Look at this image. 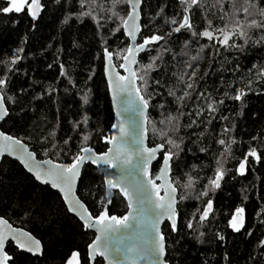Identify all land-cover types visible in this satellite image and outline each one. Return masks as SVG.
Listing matches in <instances>:
<instances>
[{"label": "trees", "instance_id": "16d2710c", "mask_svg": "<svg viewBox=\"0 0 264 264\" xmlns=\"http://www.w3.org/2000/svg\"><path fill=\"white\" fill-rule=\"evenodd\" d=\"M5 7L9 2L0 0V92L8 109L1 130L39 159L68 163L84 147L104 152L114 120L104 50L119 67L129 44L122 30L127 0H42L35 21L27 7L4 13ZM141 16L139 40L162 36L136 65L138 77L146 71L138 88L149 106L148 144H162L171 154L178 189L177 229L162 226L166 261L264 264V0H143ZM185 16L191 27L172 31ZM253 20L260 26H250ZM206 29L236 34L221 46L201 36ZM253 149L259 159L247 155ZM218 168L223 178L212 189ZM77 194L94 217L102 211L105 186L93 165L83 167ZM209 200L212 210L201 220ZM238 208L244 211L237 232L232 223L240 225ZM126 210L116 194L108 213L122 216ZM0 216L43 246L42 255L33 256L9 242V264H65L74 251L80 264H90L94 232L68 211L57 191L8 157L0 162ZM94 264L104 262L96 258Z\"/></svg>", "mask_w": 264, "mask_h": 264}, {"label": "snow or ice", "instance_id": "6c2138e0", "mask_svg": "<svg viewBox=\"0 0 264 264\" xmlns=\"http://www.w3.org/2000/svg\"><path fill=\"white\" fill-rule=\"evenodd\" d=\"M9 2L11 6L2 9L4 13H11L13 11L19 13L23 11L25 6H27L28 11L32 15L33 19H36L40 7L39 0H31V3H29L28 0H9ZM138 3L139 0H135V2L131 3L133 11L129 13V19L123 21L125 30L133 40L136 38L135 32L129 30L127 26L130 20L138 19V13L136 11ZM195 4H197V0H191V5ZM33 5L36 6L37 11H33ZM247 11L248 9H245V12ZM172 23L176 24L177 21L173 20ZM250 26L259 27L260 25H258L257 22L253 20L250 22ZM186 27H191L188 16L184 17L183 22L180 23L179 26L174 29V31L179 32ZM138 31L139 29L137 28L136 32ZM223 31L224 30H221V32ZM235 34L236 33L225 34L223 39L219 40L218 42L221 44H226ZM201 35L207 37L210 40L213 39L212 32L210 31L206 30ZM239 35L246 36V33L241 31ZM160 39H162V37L153 35L150 38H145L144 43L138 47L133 46L127 49L128 55L123 56L125 63L121 64L120 67L125 68V70L128 71L127 65L129 61H131V63L137 62L134 58V52L146 50L147 45L155 43ZM105 55L109 61L112 59L113 54L108 52L107 49H105ZM12 63H16L15 58L12 60ZM152 67V64L147 65L148 70H151ZM61 74L63 75L64 73L62 72ZM144 75H146V71L139 77H137V73L135 71H130L129 77H119L120 81H126V83H121L118 86L121 92L127 93V96L122 97L121 99V103L125 106L124 110L126 112H139V114H143V109H135L132 107L134 104L132 99L133 90H135L136 97L139 98L140 103L144 107L147 106V100H145L140 94V90L139 88H136L135 84L137 79L143 80ZM3 84L4 80H0V85ZM188 87L191 88V85H188ZM187 95L188 93H185V96ZM241 95H243V93ZM240 98V95L235 97L237 100ZM209 109H212L211 105H209ZM6 115L7 110L4 107L3 98L0 96V119H3ZM129 119H131V116ZM114 127L116 126L114 125ZM118 127L120 133L119 137L112 136L110 139H107L108 143L118 141L115 149L110 148L108 149V152L103 155H78L71 165L51 164V162L48 161L46 163H49L51 166L47 170L43 172L36 171L34 174L36 179L41 183H51L53 188L59 189L60 192L64 193V199L68 201L69 210L75 212L82 221H85L86 228H95L102 234L103 243H101V236H98L96 241L89 245L90 251H92L94 254H98L106 259L109 258V247L111 245L112 252L122 256L128 261V264H137L138 261L149 260L153 257H155L158 261L159 257L164 253V237L163 235L159 234V224L161 223V220L164 217H167L172 222L173 230H176V222L173 219V217L176 215L174 208L175 197L173 195L176 189L173 187L171 182L165 181L163 185L165 189L164 196L159 194L160 187L157 186L153 179L149 178L148 170V164L151 160L155 159V153L157 149L131 147L132 145H138L141 143V141L134 133L126 130L123 123H121ZM0 136H3V134L0 133ZM85 139H87V137H85ZM3 141V145H0V159H2L5 152L14 155L16 147L21 145L19 139H13L11 136H3ZM168 142L174 144V141L169 140ZM220 143L224 144L225 142L221 140ZM162 147L163 145L158 146V148ZM24 151L27 152V149H24ZM81 151L86 154L91 153L90 148H84ZM247 155L259 159L255 149L250 151ZM17 158L21 159V161L25 163V166L28 167L29 171H33V168L28 164L24 157ZM169 160L170 154L166 153L164 156L165 169L162 171L161 175L156 176V180H161L163 178L165 172L167 171ZM85 161H91L93 164L103 165L106 166L107 169L112 170L106 180L107 191L110 193V195L106 197V200H113L116 194L123 196V198L127 201V207L130 209L128 214L123 218H117L115 215L109 217L106 210H104L101 211V214L94 223H88V221L92 220V216H88L87 220H85L83 215H80V213L76 212V208L73 207L72 202L69 201V194L71 192L72 184L79 176V167ZM246 163L247 157H245V160L240 163L241 175H243L245 172ZM222 178L223 171L218 168L215 180L209 181L212 189L220 187V180ZM125 184L131 185L132 190H129L128 187H125ZM191 184L192 181L189 180L185 187H191ZM207 194V192L203 193V195ZM153 197H155V199H153ZM76 203L79 204L78 201ZM79 207L82 208L83 205H79ZM211 209L212 202L209 200L207 207L200 216V219H206ZM85 211L87 210L85 209ZM236 211L237 214L241 216V222L239 226H237L235 223H232V227L238 232L243 227L242 214L244 209L238 208ZM235 219L236 217L234 216L233 220ZM106 221H108V223H105ZM0 225L6 226L5 230L0 231V264H7V261L11 259V257L3 252L5 240L8 238V233H12L13 238H15V233L19 232L21 236L27 237V241L23 243L18 242V246L21 249L32 253L33 255L40 253L41 245L39 240L34 239L26 232L13 230L11 226L8 225L7 221L3 219H0ZM191 227L192 225L189 224V228ZM151 231H156L157 235L159 236V242L156 244L155 248L150 246ZM141 242L145 245L143 252L137 248V244ZM78 256L79 253L74 251L72 256L67 261V264H74V262L78 260Z\"/></svg>", "mask_w": 264, "mask_h": 264}, {"label": "water", "instance_id": "95a60500", "mask_svg": "<svg viewBox=\"0 0 264 264\" xmlns=\"http://www.w3.org/2000/svg\"><path fill=\"white\" fill-rule=\"evenodd\" d=\"M183 1L184 0H179L180 3H183ZM41 2H42V0H39L40 7H39V10H38V15H39L40 10H41ZM133 2H135V0H127V5H128L129 12H128V14H127V16H126V18L124 20H128L129 19V13H131L133 11L132 6H131V3H133ZM142 3H143V0H139V3H138L137 8H136V11L138 13V19L130 20L129 23H128V26H127L129 30L135 32V35H136L135 40H133L131 38V36L128 34V32L125 30L124 23L122 24L123 34H124L125 38L128 39V41H129V44H128V48L127 49H129L130 47H133V46L138 47L139 45H141V44L144 43V39L145 38H150V37H145L142 40H139V36H140V33H141V19H142V16H141V6H142ZM33 11H37L35 5H33ZM38 15H37L36 19L38 18ZM31 17H32V15H31ZM32 19H33V17H32ZM36 19H33V20L35 21ZM137 28L139 29L138 32H136V29ZM174 29L175 28H173L172 31H174ZM206 30L212 32L213 37H217V35L214 34V31L209 30V29H206ZM206 30H204V31H206ZM228 33H236V32H234V31H227V32H225V33L222 34V39H223V36L225 34H228ZM201 36L203 38L207 39V40H210L207 37H204L203 35H201ZM160 37H162V36H160ZM159 41L147 45L146 46V49L148 47L152 46V45H155ZM144 51L145 50L139 51V52H134V58H135V60L137 62H138V59H139L140 55ZM126 55H128V52L127 51L124 54V56H126ZM137 62L136 63H131V61H129V63L127 65L128 71H126L125 68H122L120 66L119 67L116 66V64L114 63L113 55H112V59L109 61V59L105 55V50H104V76H105V79H106V83H107V87H108V92H109V97H110V100H111V106H112L113 116H114L113 124L111 126V131L107 134V137L104 138V142L108 146H107V149L104 152H102V153L96 152L93 148L84 147V148H90L91 149V153H87L86 154V153L80 151V153L78 155H81V156H83V155H91V154L103 155V154H105V153L108 152V149H110V148L111 149H115L116 146H117L118 141H113L112 143H108L107 142V139H110L112 136L119 137V134L120 133H119V127L118 126L121 123H123L125 129L128 130L131 133H134L136 135V137L141 141V143H139L138 145H132L131 147H133V148L139 147V148H142V149L143 148H147V149H157V151L155 153V159L151 160L149 162V164H148L149 178L153 179L154 182L157 184V186L160 187V193L159 194L161 196H164L165 189H164L163 185H164L165 181L171 182L172 185H173V187H175V185L172 182V178H171V154L168 153V154H170V160H169V164L167 166V171L165 172L163 178L161 180H156L155 179L156 176L161 175L162 171L165 169L164 156H165V154L167 152L164 151L165 150V147L164 146L162 148H158V146L159 145H162V144H156L154 146H149V144H148L147 113H148L149 106L147 104V106L144 107L140 103L139 98L136 97L135 90H133V92H132V99L134 101V104L132 105V107L135 108V109H143V114L142 115L139 114V112H133V113L126 112L124 110L125 109V106L121 103L122 97H126L127 96V93L121 92L119 90V87L118 86L121 83H126V81H124V82L120 81L119 80V77L120 76H124V77L127 78L130 75V71H135L136 72ZM124 63H125V61L122 58L121 64H124ZM135 84H136V88H138V79L136 80ZM140 94L143 96V94L141 93V91H140ZM0 96H2V98H3V104H4L5 109L7 110V115H8V109H7V106H6L5 101H4V96H3V94L1 92H0ZM7 115L4 116L3 119H0V133H2L3 136H11L13 139H18L17 137L12 136V135H10V134H8V133H6V132H4V131L1 130V122L7 117ZM130 116H131V119H129ZM114 125L116 127H114ZM3 136H0V145H3V143H4ZM20 142H21V145L16 147V150H15V154L14 155L13 154H8L7 152H5V154L3 155V157H8V158H10L12 160L17 161L24 168V170L27 173H29L30 175H32L34 177V179L39 184H41V185H48L53 190L57 191L60 194V196L62 197V199H63V201H64V203H65L68 211L72 215H74L84 225V227H85V221H82L80 219V217L75 212H72V211L69 210L68 201H66L64 199V193L60 192L59 189L53 188L51 186V183H48V184L41 183L40 181H38L36 179L35 174H34L36 171L43 172V171L47 170L51 166L49 163H46L48 161H50L51 164L71 165L75 161V159L73 161H71V162H68V163L57 162V161H54L51 158L39 159L37 157V155L30 149V147L25 142H23L22 140H20ZM84 148H82V149H84ZM24 149H27V152H25ZM160 154H162V158L160 160V164H159V167H158L157 172L153 175L152 174V165L159 160ZM17 157H24L27 160L28 164L33 168V171H29L28 170V167L25 166V163H23L21 161V159H19ZM1 160L2 159H0V162H1ZM86 164L93 165L94 167L97 168V170L99 171V173L102 174L103 181H104V186H105V198L108 195H110V193L107 191L106 180H107V177L111 173L112 170L111 169H107L106 166L96 165V164L91 163V161H85L83 164L80 165V167H79V176L76 178L75 182L72 184L71 192L69 194V201H71L72 202V206L76 208V212L80 213V215H83L85 217V220H87V217L88 216H92V220L91 221H88V223H94L95 220L101 214V212L97 216L94 217L90 213V211L88 210V208L85 205V203L79 198V196L77 194L78 183H79V180H80V177H81V173H82L83 167ZM125 187H128L129 189H131V185H128V184H125ZM175 189H176V191H175V193L173 195L175 197L174 208H175L176 215L173 217V219L176 222V229H177V224H178V213H177L178 189L176 187H175ZM153 199H155V197H153ZM77 201L79 202V204L76 203ZM111 202H112V200L111 201L106 200L105 201V205H104V207L102 209V211L106 210L107 215L109 217L113 216V215H110L108 213V207L111 204ZM125 202H126V205H127V201L126 200H125ZM79 205H83V207L81 208V207H79ZM206 207H207V205H206ZM85 209L87 211H85ZM129 211H130V209L127 207L126 212L122 216H117V215H115V216L117 218H123L125 215L128 214ZM0 219H3L5 221H7L8 225H10L13 230H20L22 232H26L31 237H33L34 239L39 240L34 235H32L29 231L25 230L24 228L13 226L4 217L0 216ZM165 222H168L169 225H170V227L172 228V222H171V220H169L167 217H164L161 220V223L159 224V234L163 235V237H164V234L162 232V226H163V224ZM105 223H108V221H106ZM5 229H6V226L0 225V231L5 230ZM87 229L90 230V231H92V232H94V234H95L94 239L89 243V245L92 244L94 241H96V238L98 236H101V243H103V236H102V234L99 231H97L95 228H91V229L87 228ZM172 230H173V228H172ZM173 231H176V230H173ZM26 241H27V237L21 236L19 234V232L15 233V238H13V234L12 233H8V238L5 240L4 249H3V252L5 254H7L9 257H11V259H9L7 261V264H9V262L12 260V256L10 254H8L7 251H6V246H7V244L9 242H11L14 245V247H16L19 251L33 255L32 253H30V252H28L26 250H23V249H21L18 246V242L23 243V242H26ZM158 242H159V236L157 235L156 231H151L150 232V246L153 247V248H155V246H156V244ZM163 244H164V253H163L162 256L159 257V260L158 261H157V259L155 257H153V258H151L149 260L138 261L137 264H169L166 261V241H165V237H164ZM40 245H41L40 253L39 254H36V255H33V256H41L42 255V253H43V246H42L41 241H40ZM89 245L87 246V256L89 258L90 264H94V261H95L96 258H101L103 260L104 264H128V261L125 260L122 256H120L117 253L112 252V250H111L112 249V246L111 245L109 247L110 257L107 258V259L104 258V257H101L98 254H94L92 251H90ZM137 248L141 252H143L144 251V248H145V245L142 242L141 243H138L137 244ZM69 258L67 259V261L69 260ZM67 261L65 262V264H67ZM74 264H80L79 256H78V260L76 262H74Z\"/></svg>", "mask_w": 264, "mask_h": 264}, {"label": "flooded vegetation", "instance_id": "af4514ba", "mask_svg": "<svg viewBox=\"0 0 264 264\" xmlns=\"http://www.w3.org/2000/svg\"><path fill=\"white\" fill-rule=\"evenodd\" d=\"M213 31V30H212ZM226 31H224V32H215L214 31V34L215 35H217V37H213V39H211V40H208V41H213L214 43H217V44H219V45H221V46H223V45H225V44H221V43H219L218 41L219 40H222V34L223 33H225ZM234 37V36H233ZM231 40V39H230ZM229 40V41H230Z\"/></svg>", "mask_w": 264, "mask_h": 264}, {"label": "rangeland", "instance_id": "374dc122", "mask_svg": "<svg viewBox=\"0 0 264 264\" xmlns=\"http://www.w3.org/2000/svg\"><path fill=\"white\" fill-rule=\"evenodd\" d=\"M7 1L9 2V0H7ZM28 2L31 3V0H28ZM10 6H11V4H10V2H9V7H10ZM25 7H27V6H25ZM25 7H24V8H25ZM27 9H28V8H27ZM223 30L227 32V31H229L230 29H223ZM126 51H127V50H126ZM125 53H126V52H125ZM239 171H240V169H239Z\"/></svg>", "mask_w": 264, "mask_h": 264}, {"label": "clouds", "instance_id": "9594fccd", "mask_svg": "<svg viewBox=\"0 0 264 264\" xmlns=\"http://www.w3.org/2000/svg\"><path fill=\"white\" fill-rule=\"evenodd\" d=\"M129 190H132V189H129Z\"/></svg>", "mask_w": 264, "mask_h": 264}]
</instances>
